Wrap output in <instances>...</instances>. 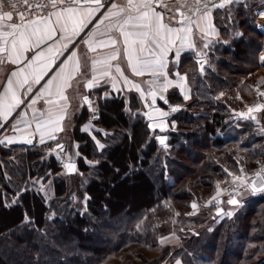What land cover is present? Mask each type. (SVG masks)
<instances>
[{
	"label": "trees",
	"instance_id": "obj_1",
	"mask_svg": "<svg viewBox=\"0 0 264 264\" xmlns=\"http://www.w3.org/2000/svg\"><path fill=\"white\" fill-rule=\"evenodd\" d=\"M250 1L215 11L221 36L209 46V66L201 72L194 61L187 70L193 98L173 116L171 148L135 126L129 137L116 131L101 151L92 146V163L81 161L72 176L44 150L0 157V264H114L126 252L125 264H191L202 253L215 264H240L248 245L264 250V192L232 218L213 212L208 230L199 216H188L221 180L264 158L257 122L238 115L264 46ZM134 179L140 182L121 186ZM141 190L143 198L136 196ZM167 232H178L181 245L162 247ZM138 248L159 255L148 259Z\"/></svg>",
	"mask_w": 264,
	"mask_h": 264
},
{
	"label": "snow or ice",
	"instance_id": "obj_2",
	"mask_svg": "<svg viewBox=\"0 0 264 264\" xmlns=\"http://www.w3.org/2000/svg\"><path fill=\"white\" fill-rule=\"evenodd\" d=\"M77 0H22L23 5L26 6V10L29 15H25L24 11H20L17 8V4L13 0H0V65L10 62L11 64H18L23 58V54L29 51L33 47H39V45L45 41L53 38V34L59 31L62 35L60 40L64 42L62 47L67 48V42L71 41L74 36L79 35V32L86 27L88 18L92 15L96 9H89L86 16H79L77 9L72 7ZM99 7H103L100 0H92ZM244 0H121L120 3H112L109 5V9L106 10L105 19H108L111 23L108 25L109 31L113 28L120 33L123 37V43L125 45L124 53L128 66L131 71L137 75L142 76L145 72H148L154 77L149 81L148 94L155 98L157 88L162 91H167L169 87H178L181 92H184V86L188 79V74L181 75L179 72L173 73L178 79L176 81L168 79L167 61L166 57L168 52L172 48H176L175 56L179 58L181 50L187 45L189 48H194L193 43L195 25L196 31L203 33L207 36L209 32L216 34V29L212 24V9H223L228 5L243 4ZM246 6V5H245ZM5 7L11 10H4ZM49 9H57V11H49ZM157 9H160L159 11ZM14 13L18 16L19 23L14 20ZM260 17H264V11L258 14ZM29 16L33 18H29ZM52 17L56 19L53 21ZM115 18V19H113ZM7 23H3V22ZM204 24L201 27V24ZM102 23V21H101ZM173 24L179 25V27L173 26ZM254 27L260 28L264 32V25L255 24ZM89 39L84 41L87 44L90 51H96V47L93 46L92 37L95 33H87ZM235 35L242 36L243 33L237 32ZM177 41L179 45H177ZM210 43V42H209ZM209 43L203 45L204 48L209 47ZM117 40L109 38L108 41H99V47L112 46V53L105 57L103 60H93L91 64L94 75L87 81L86 87L92 88L97 86L101 77H108L112 80V87L116 89V77L112 75V69H115V73L123 80L125 85L131 84V81L124 75L119 63L113 64L112 61H118L120 58V50L115 48ZM138 46L140 55H134L135 48ZM150 50V51H149ZM53 49L49 47L48 53L51 54ZM148 52L152 58H146L144 55ZM201 57L200 71H204L205 54L203 52L197 53ZM43 52L36 53L27 67L31 71L25 73L24 69L19 71H10L7 78V88L3 97H0V119L4 122H8L12 112L18 108L24 101L17 96V92L13 87L14 83L17 87H24L29 84L31 79L34 83H39L42 78V73L37 72L33 65L41 58L44 57ZM71 56L75 58L76 53L72 52ZM260 62L264 64V55L259 57ZM64 63L63 61L61 62ZM97 65H101L98 69ZM79 60H75V66L72 72H66L65 69H61L55 79L59 80L57 84V95L60 101L65 103L59 104L56 101H48L59 109L58 114H54L51 110L47 114L41 113L43 119H38L34 114L33 119L36 120V131L40 134L39 142L43 144L45 135H48L50 139H55V132L63 131L61 121L67 114L68 97L65 95V90L72 87L71 81L75 79V73L80 72ZM98 73V75L96 74ZM163 78L161 81L160 78ZM15 78V80L13 79ZM49 85L51 80L47 82ZM259 83H264V78H261ZM79 84V81H77ZM132 87L141 92V96L144 92L137 84H132ZM28 92L32 91L29 85ZM48 88H44V92H48ZM258 95L264 97V91H260L257 88ZM44 93H41L43 95ZM223 95V94H221ZM85 104L91 108V101L87 96L82 97ZM160 99L164 100V96H160ZM184 99H189L188 95H184ZM33 99L31 104H35ZM154 103V100H153ZM165 103L167 101L165 100ZM29 105V107L31 106ZM173 112L177 111V107L171 109ZM159 111V110H157ZM264 111V103H256L248 106L246 112L238 113L244 119L257 120V113ZM19 115V113L17 114ZM55 115V119L53 116ZM161 116L168 115L167 112H160ZM95 119V117H93ZM152 127V125H149ZM4 127L0 124V128ZM13 130L19 131L15 124L12 125ZM156 127H160L163 131L166 125L157 124ZM88 131V128H84ZM96 141L98 147L103 148L104 145L92 137ZM166 137L160 138V144L165 145ZM7 142L12 144L15 142L14 137H5L0 140V144ZM25 143H32L31 139H25ZM63 149V145H57ZM167 147V145H165ZM79 155V153H77ZM92 163L91 161H87ZM70 172H76L77 169L74 164L69 162L65 164ZM227 171V170H225ZM243 171V170H241ZM231 175V173H229ZM255 178L249 181L248 179L235 176L234 182L239 181L240 187L250 189L253 193L264 192V166L259 167V171L255 172ZM219 187V186H217ZM239 195V193H236ZM220 192H217V196ZM87 199V196L85 197ZM212 200H216V197H212ZM219 203V201H217ZM231 205H239L240 201L234 196L227 201ZM193 209H196L198 205L193 203L191 205ZM219 210L217 215L220 214ZM191 214H195L194 212ZM179 215V213H177ZM227 215L231 216L232 213L228 212ZM25 223L28 222V217L25 216ZM168 241V237H161L159 243L163 245ZM177 264H180L177 261Z\"/></svg>",
	"mask_w": 264,
	"mask_h": 264
},
{
	"label": "crops",
	"instance_id": "obj_3",
	"mask_svg": "<svg viewBox=\"0 0 264 264\" xmlns=\"http://www.w3.org/2000/svg\"><path fill=\"white\" fill-rule=\"evenodd\" d=\"M245 1L248 0H244V2ZM259 1L261 3L255 7L256 14L264 11V0ZM100 2L103 7H99L98 5H83L79 1L72 5V7L77 9V14L79 16H86L89 9H96V11H94L88 18L86 27L79 32V35L74 36L71 41L67 42V48L62 47V44L64 43L60 40V36L62 34L57 31L53 34L52 39L45 40L39 45V47H33L29 51H26L23 54V58L20 63L11 64L10 62H6L5 64L0 65V97H3L7 88V78L9 77L10 71H19L20 69H24L25 73H27L31 71V69L27 67L31 58L39 52H43L45 54V56L41 58V61H38L33 65V68H35L37 72L42 73V78L39 83H34L30 79L29 84L24 85V87H17L15 83L13 85L17 92V96L24 102L12 112L8 122H4L0 119V124L4 125V127L0 128V140H3L5 137L15 138V142L12 144H8L7 142L0 144V157L5 156L6 158L11 155L16 158L15 154H21L23 153L22 151H27L28 154L31 150H44L49 157L51 155L54 156L57 161H63L64 173L72 176L79 172V163L81 161L84 163L91 160L89 155L91 153V147L95 146L98 151L103 150L106 147L104 141L113 137L116 131H120L122 135L128 134L129 137V135L132 136V134H134V127L136 126V128H138L140 126L143 130L145 128L149 129V131H151L150 138H155L159 144V137H166L165 144H168L169 134L177 127V123L173 119V116L178 110H181V106H187L193 98V89L189 81V77L185 83L183 93L175 86L169 87L167 91H162L157 88L156 94L164 96L167 101V103H165V101H159V107L169 111L171 115L168 119L167 126L163 131L161 128L151 129L149 126L150 121L146 118L145 114L151 108L148 94V82L153 80L154 77L148 72H145L142 76H137L131 71L127 60L125 59V45L123 43V37L114 28L110 31L108 29V25L111 22L104 18L106 10L109 9L110 4L120 3L121 0H100ZM215 2H219V0H215ZM157 10L159 11L160 9ZM216 10L217 9H212V24L216 29V34L209 32L207 36H204L203 33L196 31L195 25H193L194 35L192 39L195 47L189 48L185 45L180 52L179 58H176L175 56L176 48H172L168 52L166 57V71L168 72V79L176 81L178 78L173 75V73L179 72L181 75L187 73V70L193 66L194 61L198 65V60L201 59V57L197 55L199 52H203L205 54L206 64L204 65V69L209 66V47L204 48L203 45L210 42V46L221 36L220 30L215 23L214 14ZM53 11H57V9H54ZM29 18L31 19L33 17ZM55 19V17H52L53 21ZM14 20L19 23L18 17L14 16ZM258 22L259 25H264V17L259 16ZM3 23L7 22L5 21ZM173 26L179 27V25L176 24H173ZM203 26L204 24L202 22L201 27ZM89 32L95 33L92 40L93 46L96 47V51H90L87 44L84 43V41L89 39V36L87 35ZM110 37L117 40L115 48L120 50L119 60L112 61V63L114 65L117 63L120 64L124 75L129 81H131V84L125 85L123 80L117 73H115V69L113 68L112 75L115 76L117 80L116 89L112 87V80L108 77H101L97 86L88 88L86 87V83L94 75L91 68L92 61L103 60L113 51L112 46L99 47L98 42L108 41ZM177 45H179L178 41ZM49 47L53 49L51 54L48 53ZM134 48L136 49L134 55L139 56L140 53L138 46H134ZM263 51L264 50H262V52ZM72 52L76 53L75 58L71 56ZM144 55L146 58H152L148 55V52H145ZM75 60H79L81 68L79 73H75V79L71 81L72 87L65 90V95L68 97V101L66 102L67 114L61 121L64 130L55 132V139H50L48 135H45V142L41 144L39 142L40 134L36 131V120L33 119V115L35 114L38 119H43L44 117H41V113L47 114L49 110H51L54 114L59 113V109L57 107L48 103L50 100L56 101L62 105L65 103L64 101H60L58 95L56 94L59 80L55 79V77L58 73H60L62 68L65 69L66 72H72L75 66ZM62 61L64 62L63 64L61 63ZM259 63L261 65V69L257 71L256 77L264 69V64H262L260 60ZM97 68L100 69L101 65H97ZM96 74L98 75V73ZM13 79L15 80V78ZM49 80L52 81L50 85L47 83ZM160 80L162 81L163 78L161 77ZM77 81H79V84H77ZM132 84L139 85L140 89L144 92V95L141 96V92L133 88ZM29 85L32 88L31 92L27 91ZM44 88H48L49 91L44 92ZM41 93L44 94L41 95ZM185 94L189 96V99H184ZM84 96H87L88 99L95 98L97 100L96 108L101 111V119L96 124H92L91 122L92 112L95 107L91 105V108H89V105L85 104L82 99ZM33 99L36 101L35 104H31ZM30 104L31 106L29 107ZM173 107H177L179 109L173 112L171 110ZM18 113L19 115H17ZM53 118L55 119V115ZM13 124L16 125L19 131L13 130ZM85 127L88 128V131L84 130ZM93 136H95L96 139L104 145L103 148L98 147L96 141L92 139ZM30 137L35 138L33 147H29L28 143L24 142L25 139H29ZM114 138L116 140L118 139L115 136ZM58 144L63 145V149L59 148L57 146ZM77 153H79V155H77ZM62 154L64 157L63 160L61 159ZM86 156L87 158H85ZM258 159H255L254 164L260 162ZM69 162L73 163L77 169L74 174H69L65 168V164H68ZM162 237H168V241L163 245L159 243L162 247L169 246L175 248L181 245V238L175 234L169 233ZM177 261H179L180 264H185V262L181 259H169L165 264H177ZM193 262L194 261L191 263L193 264Z\"/></svg>",
	"mask_w": 264,
	"mask_h": 264
},
{
	"label": "rangeland",
	"instance_id": "obj_4",
	"mask_svg": "<svg viewBox=\"0 0 264 264\" xmlns=\"http://www.w3.org/2000/svg\"><path fill=\"white\" fill-rule=\"evenodd\" d=\"M250 2H251L252 5H256V7L258 6L259 3H261L259 0H251ZM255 15L257 16L256 17L257 18V24H259V22H258V17L259 16H258V14H256V8H255ZM262 50H264V46L260 50L259 57L261 55ZM260 67H261V65L259 63V69H257L253 73L254 74L253 75V79L249 83L250 90L247 89L248 92L246 91V93L248 94V99L243 104V106H241L240 109H242L243 107H247L248 108V106H251L253 104V101L255 99L254 98L255 97V93L253 92L254 90H252V89H253V84L255 83V79H257V78H255L256 77V74H257V71L261 69ZM261 72H260L259 75H262L263 77H261V78H264V73L263 72L261 73ZM261 78H260V80H261ZM258 115H259V118H258V121L257 122L258 123H261L262 118L264 117V111L258 113ZM257 133L260 136H264V133H259V132H257ZM132 150H133V148H132ZM132 150H130V149L126 150V154L127 153H132ZM258 158H262V160L264 161V158L263 157H258ZM254 161L255 160H253V162H252L253 164H254ZM255 168L256 167L251 168V169L250 168L246 169L245 166H244V167L240 168V170H243V171H241V175H236V176H241V177H244V178H246V179L249 180L251 178V175L255 171ZM228 180H229V178H225V179H223L221 181H228ZM127 182L128 183H126V184L123 183L125 185H121V186L132 187V185L136 184L137 182H140V180L139 179H134L133 181L128 180ZM217 192H218V187H217V189H215V193H214V196L216 197V199L219 197V195L217 196ZM237 192L239 193V195L236 194ZM136 194H137L136 196H139L141 198H143L144 195H145L144 191H142V190L139 191V192H137ZM252 194H254V193H251L247 189L240 187V182L237 183L236 186L231 187L230 194L227 195V196H225V198H224V200H225L224 205H223V208L225 210V213L224 214H226V216H228L229 218H232L235 214H237L240 211V207H242L245 204L246 201H250V200H252V198H254V196ZM230 195H234L240 201V205H238V206H229L227 204V200H228V196H230ZM214 196H212V197H214ZM212 197L208 201H206V202L205 201H202V200L195 201L194 202L195 204H197V203H204L205 204L206 203L207 208L205 207L202 210H196V209H193L191 207L190 213L188 215L190 217L199 216L198 218H200L201 221L205 222L203 224V226H202L201 229H205V230L207 229L208 230V227L209 226H214V223H213V220H212L211 216L213 215V212H214V215L217 216V214H216L217 211H215V207L212 206L213 202L216 201V200H212ZM102 198H104V197L102 196ZM206 211H207V213L210 212V214L204 215L205 214L204 212H206ZM193 212L195 214H191ZM228 212H231L232 215L231 216L227 215ZM224 214H222V215H224ZM169 233H172V234H175V235L179 234L178 232L177 233L176 232L175 233L174 232H167V234H169ZM252 248H253L252 245H248L245 248L246 249V252H245V254H243V256H244V259H247V261L246 260H243L240 264H264V250H261V251H258V252H254L253 253L251 251ZM139 250L148 259H154V258H156L159 255V250L153 251V250L140 249V248H138V251ZM130 252H133V251H130ZM129 256H131L129 254V252H126L125 253V256L124 255L123 256L119 255V256L114 257L113 260H112V262L114 264H125L126 260L129 259ZM210 257L212 258L211 255L207 256L205 253H202V255H200V257H198V259L195 262H193V264H215V262H211L210 260L206 259V258H210ZM228 258L231 259L232 258V255L231 256H228ZM233 260H236V259H233ZM234 262H236V261H234ZM138 263L141 264V262H138Z\"/></svg>",
	"mask_w": 264,
	"mask_h": 264
},
{
	"label": "built area",
	"instance_id": "obj_5",
	"mask_svg": "<svg viewBox=\"0 0 264 264\" xmlns=\"http://www.w3.org/2000/svg\"><path fill=\"white\" fill-rule=\"evenodd\" d=\"M13 2H15V3L17 4V8H18L20 11H24V12H25V15H26V16L29 15L28 12H27V10H26V6L23 5V3H22V0H13ZM30 2H32V0H30ZM58 3H59V0H58ZM4 10L7 11V10H11V9L8 8V7H5ZM53 10H54V9H49V11H53ZM14 16H15V17H18V16L16 15V13H14ZM29 17H31V16H29ZM261 55H264V51L261 53ZM207 60H208V59H207ZM262 72L264 73V69L262 70ZM261 77H263V76H262V75L257 76V77H256L257 79H255V83L253 84V90H254V93H255V99H254V101H253V104H256V103H264V97H260V96L258 95V92H257V88H259L260 91H264V83H259ZM90 101H91V105L95 107V108L93 109V112H92L91 122H92V124H96V123H98V122L100 121V119H101V111H100L98 108H96L97 100H96L95 98H94V99H90ZM253 104H252V105H253ZM181 108H182L183 110H186V109H187L186 106H181ZM246 111H247V107H243V108L241 109V112H246ZM93 117H95V119H93ZM255 128H256V130H257L259 133H264V125H263V124H258ZM168 147L171 148L170 145H169ZM61 158H63V154L61 155ZM257 159H258V158H257ZM258 160H259L260 162H257V165H258V166H257V168H256L255 171H259V167H260V166H264V161H263L262 159H258ZM233 178H234V176L230 177L228 181H221V182L218 183V186H219V187H218V191L220 192L219 197L226 196V195L229 193L231 187H232L235 183L239 182V181H235V182H234V179H233ZM196 205H198V207L196 208V210H202V209H204L205 207L207 208L206 203H205V204H204V203H197ZM212 206L215 207V211L219 210L220 205L217 203V199H216L215 202H213Z\"/></svg>",
	"mask_w": 264,
	"mask_h": 264
},
{
	"label": "water",
	"instance_id": "obj_6",
	"mask_svg": "<svg viewBox=\"0 0 264 264\" xmlns=\"http://www.w3.org/2000/svg\"><path fill=\"white\" fill-rule=\"evenodd\" d=\"M77 1H80L81 4L83 5H96L94 2H92V0H77ZM201 60V59H200ZM198 60V61H200ZM204 63V65L206 64V60L205 61H202ZM198 66H199V69H200V63H198ZM149 100H150V110H148V112H146L145 116L146 118L150 121V125H152V127H150L151 129H156V128H160V127H156L157 124H163V125H166L167 126V123H168V119L170 118V112L163 109V108H160L159 107V101H165L160 99V96L159 95H155V98L152 96V95H149ZM153 100H154V103H153ZM159 110V111H157ZM160 112H167L168 115L166 116H161L160 115ZM257 115V114H256ZM241 117V116H240ZM258 117V116H257ZM242 118V117H241ZM244 119V118H243ZM264 119V118H263ZM160 138H164V137H159L158 140L160 141ZM29 139L32 140V143L29 144L28 143V146L29 147H33L34 145V142H35V138L34 137H30ZM166 141V140H165ZM73 164V163H72ZM67 169V168H66ZM67 172L69 174H74L75 172H70L68 169H67ZM255 176L253 175L252 179H254ZM251 179V180H252ZM250 180V181H251ZM250 192H252L250 189H248ZM253 193V192H252ZM258 193H261V192H258ZM256 194V193H255ZM236 198V197H235ZM237 199V198H236ZM238 200V199H237ZM219 204L220 205H223L224 204V200L222 198H220L219 200ZM228 204V203H227ZM229 206H238V205H231V204H228ZM220 210V214L217 215V216H221L222 214H224L225 210L224 208L222 207ZM217 214V213H216Z\"/></svg>",
	"mask_w": 264,
	"mask_h": 264
}]
</instances>
